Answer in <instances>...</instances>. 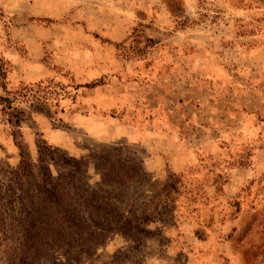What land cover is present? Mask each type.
Wrapping results in <instances>:
<instances>
[{"label": "rangeland", "instance_id": "374dc122", "mask_svg": "<svg viewBox=\"0 0 264 264\" xmlns=\"http://www.w3.org/2000/svg\"><path fill=\"white\" fill-rule=\"evenodd\" d=\"M0 57V264H264V0H0Z\"/></svg>", "mask_w": 264, "mask_h": 264}, {"label": "trees", "instance_id": "16d2710c", "mask_svg": "<svg viewBox=\"0 0 264 264\" xmlns=\"http://www.w3.org/2000/svg\"><path fill=\"white\" fill-rule=\"evenodd\" d=\"M8 65H10L9 61L7 59H4L3 57H0V77L2 78L6 77L7 72L10 70V67H8ZM42 82H43L42 80H38L33 83L23 84V86L18 91H15L14 93L16 94V96L18 95H21L22 97L30 96L33 100L37 102V104L38 103L47 104V103H44L46 102L44 101V99H45V91L48 89L47 88L48 84L43 85ZM1 87L3 88V90L6 91L7 94L12 93V91H9L6 89L4 83H1ZM59 90H62V89H59ZM58 93H60V91L57 90L55 94H58ZM14 98L16 97H13L10 99L7 96L6 97L0 96V100L6 101V107L11 110H15L17 108L16 105H12V101L14 100ZM46 110L48 111V105L46 106ZM19 112L21 113L22 111H14L12 113V115L15 118V121H17L19 118L18 117ZM19 146L21 148V153H20L21 160L18 165V169L24 170V172L27 174L30 172L29 163L27 162L26 156L23 153L22 146L20 144ZM59 195L56 192V193L51 194V197L57 200ZM56 202L57 201H54V203L52 204H55ZM57 208H59V206H57ZM71 210L72 209L68 207L66 209V212H69V214L60 216L61 214L58 212V209H56L55 210L57 212L56 218L54 219L52 218V220L51 219L44 220L43 217L38 216L37 218L34 215H30L29 217H27V220L20 219V218L17 219L19 222L18 226L21 228V230H19L20 232L17 235H14L15 243H14V248H13V253H14L13 260H17L21 262L25 261L29 253L36 254L38 252L37 250L38 246H41L42 248H48L50 252L54 251L55 244H57L58 242H62L63 241L62 238L66 236V232L65 233L64 231L62 232L61 224L67 225V227H70V228H73L77 225L76 220L70 217L71 212H72ZM105 214H106L105 216L107 217L103 218V220L100 222L94 221V223L102 224V228H106L110 230L111 228L114 227L115 221L112 217L108 216V213H105ZM44 221H45L44 225H47L48 223L50 224L55 223L57 225L55 227L57 231H55V233L52 232L50 234H44L40 238L42 243H38V232H36L35 230L40 226V223ZM77 222L80 223L79 220ZM55 228H53V231Z\"/></svg>", "mask_w": 264, "mask_h": 264}]
</instances>
